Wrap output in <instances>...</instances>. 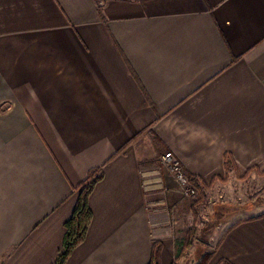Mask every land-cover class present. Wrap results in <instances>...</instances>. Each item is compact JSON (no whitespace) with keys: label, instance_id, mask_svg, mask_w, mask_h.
<instances>
[{"label":"crops","instance_id":"crops-1","mask_svg":"<svg viewBox=\"0 0 264 264\" xmlns=\"http://www.w3.org/2000/svg\"><path fill=\"white\" fill-rule=\"evenodd\" d=\"M167 151L203 187L264 172V0H0V264H54L98 170L65 264H173ZM236 214L210 264H264V213Z\"/></svg>","mask_w":264,"mask_h":264},{"label":"rangeland","instance_id":"rangeland-1","mask_svg":"<svg viewBox=\"0 0 264 264\" xmlns=\"http://www.w3.org/2000/svg\"><path fill=\"white\" fill-rule=\"evenodd\" d=\"M159 161L160 159L156 161L157 165ZM158 167L161 174L166 171L161 163ZM159 189L161 188H154L153 184L147 186L149 191ZM198 190V196L195 198L182 195L177 205L176 215L174 214L177 224L173 233V264H210L214 233L218 227L225 225L223 222L226 210L233 209L237 217L253 208H257L259 213H264V172L229 165L222 181L209 187L200 186ZM210 223L216 225L209 228ZM177 250L182 253L179 257H176Z\"/></svg>","mask_w":264,"mask_h":264},{"label":"trees","instance_id":"trees-1","mask_svg":"<svg viewBox=\"0 0 264 264\" xmlns=\"http://www.w3.org/2000/svg\"><path fill=\"white\" fill-rule=\"evenodd\" d=\"M103 176V171L98 170L91 173L87 180L81 185L80 195L73 211L72 216L65 223L66 234L63 246L56 257L54 264H65L68 257L86 237L90 222L93 217V212L89 206V196L96 184ZM193 184L198 187V180L189 175ZM216 225V224H215ZM214 224L210 223L209 228H213ZM181 251L177 250L176 257L181 256ZM208 256V255H207ZM150 264H161V243L155 242L153 245V255Z\"/></svg>","mask_w":264,"mask_h":264},{"label":"built area","instance_id":"built-area-1","mask_svg":"<svg viewBox=\"0 0 264 264\" xmlns=\"http://www.w3.org/2000/svg\"><path fill=\"white\" fill-rule=\"evenodd\" d=\"M160 163L163 169L174 176L185 197L195 198L198 196L199 190L197 186L193 184L183 164L173 152L167 151L164 153L160 158ZM162 182L161 180V186L163 185Z\"/></svg>","mask_w":264,"mask_h":264}]
</instances>
